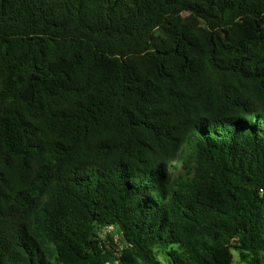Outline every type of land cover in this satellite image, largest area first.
<instances>
[{"label":"trees","instance_id":"16d2710c","mask_svg":"<svg viewBox=\"0 0 264 264\" xmlns=\"http://www.w3.org/2000/svg\"><path fill=\"white\" fill-rule=\"evenodd\" d=\"M233 251L264 264V0H0V264Z\"/></svg>","mask_w":264,"mask_h":264},{"label":"rangeland","instance_id":"374dc122","mask_svg":"<svg viewBox=\"0 0 264 264\" xmlns=\"http://www.w3.org/2000/svg\"><path fill=\"white\" fill-rule=\"evenodd\" d=\"M173 171H174V173H175L176 175H178V174H180V173L183 172V169H182L181 165H177V168L174 169ZM112 234L115 235V232L112 231ZM233 254H234L233 264H246V263H243V262L241 261V258H240V255H239L238 252L233 251Z\"/></svg>","mask_w":264,"mask_h":264},{"label":"built area","instance_id":"2783aa9c","mask_svg":"<svg viewBox=\"0 0 264 264\" xmlns=\"http://www.w3.org/2000/svg\"><path fill=\"white\" fill-rule=\"evenodd\" d=\"M113 228L112 227H110V230H112ZM107 264H111V263H107Z\"/></svg>","mask_w":264,"mask_h":264}]
</instances>
